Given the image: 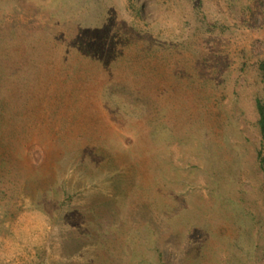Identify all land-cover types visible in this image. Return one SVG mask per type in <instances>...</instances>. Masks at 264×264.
Segmentation results:
<instances>
[{"label":"rangeland","instance_id":"rangeland-1","mask_svg":"<svg viewBox=\"0 0 264 264\" xmlns=\"http://www.w3.org/2000/svg\"><path fill=\"white\" fill-rule=\"evenodd\" d=\"M0 21L49 34L36 50L46 60L13 66L16 87L27 71L43 85L50 76L57 93L59 66L69 60L63 47L53 52L58 37L82 35L96 57L106 39L128 38L138 50L139 39L141 50L154 51L142 58L157 69L124 78L134 82L125 81L136 120L86 106L76 116L60 109L52 126L38 112L37 124L29 109L18 104L13 117L0 100V131L18 134L0 148L10 158L0 162V264H264V141L255 107L264 104V0H0ZM149 131L151 145L143 140ZM166 211L175 216L171 229L157 219ZM113 219L119 229L90 225ZM106 240L119 253L134 247L133 255L112 257L99 244Z\"/></svg>","mask_w":264,"mask_h":264},{"label":"trees","instance_id":"trees-1","mask_svg":"<svg viewBox=\"0 0 264 264\" xmlns=\"http://www.w3.org/2000/svg\"><path fill=\"white\" fill-rule=\"evenodd\" d=\"M135 13L138 15L137 11H135ZM86 17H88V15H86ZM91 25H92L91 22L84 23L83 29L87 27L89 28V26ZM42 29H43L42 27L38 26V27H34L32 31H28L27 27L24 24L18 25L17 22L11 24L8 23V21L6 22L0 21V37L1 34L4 35L2 36V39L4 40L5 43L4 46L0 48V64L3 65L2 69L0 70H1V76L4 74V72L6 74V80L0 79V94H6V95L2 96V99L0 100L2 103L5 104L4 108L9 105V109H10L8 110L9 112L7 111V109H5L4 112L6 113L8 112L10 115H13L14 117L15 115L13 114V110H15V108H16L15 111H17L18 113L22 112V109L19 110L17 108L18 104H21L22 108L25 107V110L26 109L30 110L29 113L33 115L34 121L37 124L38 121L36 115L39 112L43 114V119L45 120L46 123L51 122V126L55 123L56 124L61 123L59 122L60 115L58 113L59 110L62 108H66L68 112L71 111L73 116L80 115L82 112H84L83 109H85V107L88 106V108L85 110L86 113L88 111H91V108L94 109V111H97L98 110L97 108H101L102 111L107 112L106 114H108V116H112L117 121L120 122H122L123 118L126 116L128 117V119L130 117H134L133 118L134 120L139 118V117L136 118L138 113H136V111L134 110V108L137 107L136 103L132 102L133 99L132 101H129L131 99L128 94H133V93H131L130 90L128 89L130 87L126 84V82L130 83V85L133 88L134 82L130 81L129 79H133L136 81L137 78L139 80V76L144 75L147 71L148 72L151 71L153 72V74H156L157 72V69L154 70L153 67L151 66V63L146 62L141 55L142 52H145L144 57L148 55L149 56L148 60H150L154 56V51L149 48L141 50V48L143 47L141 46V44L143 43L139 42V39H137V46H138L137 48H139V50L135 48V43L133 44L132 42L127 40L128 38L126 39L117 38L116 40H113V43L109 42L108 41L109 39H106L105 41L103 40L104 46L99 47L96 50V52L101 53V57H96L94 56L95 53L94 50H92L90 54L85 52V48L87 47L88 43L82 42V40H84L82 38V35L81 36L77 35L76 37L73 36L70 39H66V38L63 39V37H58L56 38V43H55L56 46L54 47L53 52L56 56V52H59V47H63L62 50L60 51V55L63 51L67 50L66 56L69 60L68 63L67 62L64 63V66L62 65L59 66L61 73L58 74L59 78L56 81V85L58 86L57 88L58 90L56 91L57 93L54 94V89H53L54 83L52 81V78L50 80V76L48 77L49 82L44 83L43 85L40 82L39 75H33V74L31 75L27 71H23L22 74L23 85H18L16 87L12 82L13 66L21 67V64L19 63H27L28 66L29 63L28 67H30L33 65V63H42L41 62L42 59L46 60L45 58H42V56H40L39 53H36V50L40 47H44L49 39L48 36L49 34ZM36 32H38L39 34L35 35ZM88 35L92 36V33H87L86 35L83 36L90 39L91 37H88ZM65 47L67 49H64ZM25 56H27V59H24ZM56 62L57 61L51 63L52 64L51 68H54L56 66L55 64ZM24 66H26V64ZM259 69L260 72L264 74V60L260 62ZM10 71L11 73H9ZM47 74L48 72L46 71V75ZM171 75L173 76V74ZM176 75L177 77L180 78L181 71L177 72ZM126 77H129V79L125 80L124 78ZM62 78H64L65 80L62 81L61 80ZM59 80L62 81V84L61 81ZM34 83L37 84L36 88L33 87ZM77 83H81V85H84V88H82L80 84L78 86ZM72 87H74V89ZM7 88L8 90H6ZM126 89H128V92ZM69 90L71 93H69ZM35 95H39V97L34 100ZM13 96L15 98L13 99V104L10 105V99ZM27 99L29 100L27 101ZM87 100H90L89 104L86 102ZM139 106L142 105L139 104ZM255 107L258 115L257 126L259 128L262 140L264 141V104L259 99H257L255 103ZM139 110L141 111L140 108ZM0 116H4V115H0ZM166 120L163 121V124L165 125L168 124L167 122L169 121ZM155 122L156 125L160 123L158 120H156ZM150 124H152V122H150L147 125L151 126ZM13 132L14 131H12V133ZM13 135L10 134L9 136L3 135L1 132L0 148L8 149L11 145V141H13V139H18L17 138L18 134L13 133ZM83 135L86 136V134L84 133ZM152 138L153 137H151V131H149L145 135L143 140L145 142L146 141L149 142L148 145H151ZM153 152H154L153 149H151L149 153L150 156H153L151 155ZM156 158L151 164L153 165L152 169L150 168L151 172L156 171L155 168ZM2 161L5 163L10 162V158H8L7 155H3V153H0V162ZM259 162L261 166L264 165V150L259 155ZM91 166H93L92 163ZM142 186H144V184H142ZM148 191L149 190L147 187V190L142 191V196L145 195V192L147 195ZM149 195H151V193H149ZM157 195L159 196L160 194L157 193ZM145 198H147V196ZM141 200H145V199L141 197ZM142 205L143 204H141V206ZM157 205H158V201L155 202V204H152V206H154L156 210L158 209ZM138 207H133V208L135 209ZM109 211L113 212V215H118L120 212V210L114 208V206L111 205L110 208L108 209V212ZM156 214L157 212L155 213V216ZM168 215L169 213H167V211L166 213L162 212V215L161 214L157 215V219L160 221V223L164 222L166 224V227L170 228V224H169L170 218H174L175 216L173 215L172 217L171 215L169 216ZM114 217L115 216H113V218ZM96 224L97 227H95V223L90 222V225L94 226V228L97 229H99L98 228L99 226H107V229H115V228L119 229L120 227V224L117 222L116 219H113L111 222L108 221L106 225L105 223L103 224V222H100L99 220ZM138 232H140V230ZM100 236H101L100 234L96 236L91 235V238L97 240V238ZM100 240H104V239H100ZM104 243L107 244L108 252L114 254L112 255V257H118L119 255H121L120 258L126 259L129 256L133 255L134 253L133 251L134 247L131 249V252L129 250H125V252L122 251L121 253H119L120 250L118 249V244L116 241H109V240H106L104 242L99 241V244H102L101 246L103 248H104L103 245ZM123 254L126 255L127 257H123ZM108 263L115 264L112 262L111 259L108 260Z\"/></svg>","mask_w":264,"mask_h":264}]
</instances>
